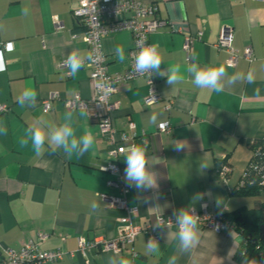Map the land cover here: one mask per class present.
<instances>
[{
	"label": "crops",
	"instance_id": "obj_1",
	"mask_svg": "<svg viewBox=\"0 0 264 264\" xmlns=\"http://www.w3.org/2000/svg\"><path fill=\"white\" fill-rule=\"evenodd\" d=\"M139 1L155 4L157 16L165 20L148 36L161 54V68L178 67L183 79L169 85L166 77L153 75L162 99L151 105L144 104V78L122 83L112 96L118 103L113 112L114 125L124 128L129 118L137 133H146L148 165L158 176L157 188L139 191L131 187L127 194L128 204L138 209L135 222L144 225L157 214L174 216V211L182 207L200 210L206 205L216 214L242 205L251 207V197L236 196L233 189L251 157L247 141L264 139V0ZM76 6L77 0H0V44L10 43L0 56V67L4 63L0 69V104L8 107L0 112V127L6 129L0 132V244L16 249L26 239L46 234L40 247L63 251L62 258L53 264H109L110 258L126 259L129 264H168L169 258L177 255L174 226L159 229L160 247L156 253L146 252L148 237L144 233L119 253L92 248L85 256L78 250L79 237L116 238L123 211L108 207L97 195L118 194L107 184L112 176L100 169L108 160L110 146L106 138L87 113L63 105L75 94L82 99L92 94L85 67L72 77L58 66L73 50L85 56L89 53L79 36L81 28L72 16ZM54 16L61 28L55 26ZM223 25L232 27V45L238 52L251 47L250 60L239 58L234 67L226 64V52L214 46ZM199 33L188 56L183 48L185 37ZM101 42L109 71L126 68L133 46L131 34L109 33ZM117 46L125 51L123 62L115 55ZM192 64L223 65L228 74L225 81L233 75L241 78L233 85L225 83L219 93L200 89L186 71ZM250 71L252 83L246 79ZM29 86L37 92L36 105L21 107L19 97ZM51 93L58 99L45 109L42 102ZM168 102L171 107L167 110L164 106ZM69 112L77 136L87 131L94 136L93 146L82 157L69 158L62 149L53 153L47 144L46 150L37 155L31 142L22 143L30 126L38 122L60 124ZM163 121L169 122L170 132L154 134L157 124ZM178 142L186 145L182 151L175 150ZM125 156L120 160L124 183ZM219 160L230 166L224 182L211 176ZM197 194L203 199L194 200ZM93 202L99 205L95 212L90 207ZM200 231L197 246L179 254L176 264H239L240 234H222L212 228ZM245 264L258 263L250 260Z\"/></svg>",
	"mask_w": 264,
	"mask_h": 264
},
{
	"label": "built area",
	"instance_id": "obj_2",
	"mask_svg": "<svg viewBox=\"0 0 264 264\" xmlns=\"http://www.w3.org/2000/svg\"><path fill=\"white\" fill-rule=\"evenodd\" d=\"M72 16L77 25L81 28L79 36L87 45L89 52L95 54L94 62H87L85 68L88 71V79L91 84L92 94L88 99H82L75 94L71 99H65L63 105L67 109H79L87 113L90 119L98 125L101 134L109 144L107 151L108 160L100 169L108 172L112 178L108 180L109 186L117 189L118 194L109 196L104 193H97L103 198L106 205L123 211V215L118 218V236L113 239L103 237L86 240L78 238L79 251L87 255L89 249L95 248L99 251L121 252L123 247L131 245L139 233H144L150 238L158 240L159 229L157 224L167 223L175 225V217L171 215L161 216L157 214L153 220L144 225H138L135 218L138 215L136 206L129 205L127 194L131 187H128L121 177V157L126 154L127 149L137 144L138 141L147 140L149 137L145 132L137 133L135 124L129 119H125V127L117 128L113 123V112L118 109V103L112 100L113 94L122 83L135 79L144 78L147 84V95L144 98L145 105H151L161 101L162 97L157 93L155 80L149 75L139 76L132 72V55L141 46L152 45L148 36L157 28L165 24V20L157 16V7L153 3H142L139 0H77V6L72 10ZM54 24L61 28L59 20L53 17ZM119 31H128L133 40V46L128 53L126 68L117 72H110L107 58L102 50L101 39L104 35ZM200 38V33L196 37H185L183 48L189 56L192 44ZM233 29L229 25L220 28L218 40L214 46L224 50L227 54L226 64L234 67L239 58L250 60L252 57L251 47L245 46L242 52H238L232 45ZM10 47L9 42L0 44V56L3 50ZM67 58L58 64L65 74L69 76L65 66ZM4 68L2 63L0 69ZM58 95L51 93L47 99L43 100V107L48 109L52 100H57ZM171 102L165 104L164 108L169 109ZM5 104H0V112L7 111ZM171 126L168 121L157 124L154 134L169 133ZM230 168L227 164H221L218 178L225 181ZM200 216V228H212L218 233L226 234L235 231L233 222L223 214H216L202 206L200 210H195ZM171 220V221H169ZM177 229V228H176ZM238 233V232H236ZM239 234V233H238ZM47 238L46 234H38L36 238L26 239L19 248L4 247L0 244V264H53L63 256L60 249L45 250L40 247V243ZM132 255L137 256L132 252ZM261 255V253H259Z\"/></svg>",
	"mask_w": 264,
	"mask_h": 264
},
{
	"label": "clouds",
	"instance_id": "obj_3",
	"mask_svg": "<svg viewBox=\"0 0 264 264\" xmlns=\"http://www.w3.org/2000/svg\"><path fill=\"white\" fill-rule=\"evenodd\" d=\"M115 55L120 61H124L125 51L122 47L117 46ZM87 62L95 61V54L89 52L86 56L78 50H73L65 61V66L68 69V75L75 77L81 68ZM163 63L161 54L156 45L141 46L137 52L132 55L131 68L136 75L143 76L159 75L167 78L169 85H174L181 82L183 76L181 70L175 66H169L166 70L161 68ZM187 73L192 79L195 87L200 89H211L217 93L222 92L225 83L233 85L241 77L233 75L225 81L227 69L221 66H204L192 64L186 69ZM247 82L252 83L253 73L250 71L247 75ZM37 92L31 86L25 88L19 97L18 103L21 107L29 106L35 107ZM153 116L152 120L155 121ZM6 129L0 127V132ZM31 142L32 149L37 155H41L46 149L55 153L58 150H63L65 155L71 158L73 155L83 156L94 144V136L90 131L84 132L77 136L76 130L72 125V113H67L64 121L60 124H47L46 122H38L36 125L30 126L26 132V138L22 141L24 145ZM186 147L183 143H175V150L182 151ZM126 167L124 170L123 179L128 187L135 188L139 191H148L158 187L157 172L148 165V142L142 140L139 144H134L127 149L125 156ZM194 200H202L203 196L197 194ZM206 207V205H202ZM93 212L99 208L98 203L93 202L90 205ZM175 217V225L177 228L175 238L177 241V255L169 258L168 264H176L179 254L188 253L194 249L200 241V216L196 214L194 207H182L175 210L173 213ZM171 221V220H169ZM169 224H157V228H169ZM167 239V236H166ZM159 242L155 238H150L146 242V252L156 253L159 250ZM109 264H129L126 259L116 260L110 258Z\"/></svg>",
	"mask_w": 264,
	"mask_h": 264
},
{
	"label": "trees",
	"instance_id": "obj_4",
	"mask_svg": "<svg viewBox=\"0 0 264 264\" xmlns=\"http://www.w3.org/2000/svg\"><path fill=\"white\" fill-rule=\"evenodd\" d=\"M247 145L251 157L233 189V194L251 197L253 204L251 207L242 205L223 215L233 222L235 231L241 236L242 256L239 264L250 260L264 264V139L248 140ZM223 163L227 164L224 160L216 162L211 171L212 177L218 178L219 168Z\"/></svg>",
	"mask_w": 264,
	"mask_h": 264
}]
</instances>
